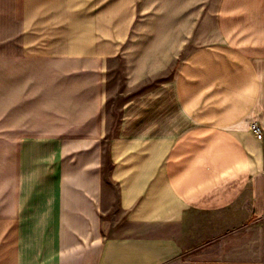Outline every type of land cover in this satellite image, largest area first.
I'll return each mask as SVG.
<instances>
[{
  "label": "crops",
  "instance_id": "obj_1",
  "mask_svg": "<svg viewBox=\"0 0 264 264\" xmlns=\"http://www.w3.org/2000/svg\"><path fill=\"white\" fill-rule=\"evenodd\" d=\"M5 62L0 264H264V0H0Z\"/></svg>",
  "mask_w": 264,
  "mask_h": 264
},
{
  "label": "rangeland",
  "instance_id": "obj_2",
  "mask_svg": "<svg viewBox=\"0 0 264 264\" xmlns=\"http://www.w3.org/2000/svg\"><path fill=\"white\" fill-rule=\"evenodd\" d=\"M109 65H110V76L107 80V85H108V103L109 105L111 103L115 104L116 103H120L123 99H125V93H123L121 90H122V68H121V63L119 61H111L109 62ZM0 67H3L4 68H11L12 66L7 64V62H5L4 65H1L0 64ZM15 69H20L21 67L17 65L14 66ZM64 69H68V66L67 65H63L62 66ZM13 68V67H12ZM3 88V92H1ZM15 89V87H14ZM22 94H18L16 91H15V96L18 97V96H21ZM7 96H12V94H7L6 92V83L3 82L2 80L0 81V120H1V124H0V128L1 129H6V127L8 126L7 125V115H8V100H7ZM85 95H82V94H79V97H84ZM108 105V106H109ZM33 111V110H32ZM18 112V110H17ZM107 112L110 113V115H114V112L113 110L109 107L107 109ZM20 113H21V116H22V109H20ZM88 118H91L93 119L92 115H88L87 113H85L84 115H78V117L74 120H76V123L74 124H62V125H54L52 126L55 131H58V132H67V133H103L104 132V129L105 125H96V124H93V123H85V124H79L78 121H83V122H86L88 120ZM36 128H38L39 126H34ZM51 126H49L50 128ZM239 210V211H238ZM232 212H238L240 215L238 214H235V217L238 216L240 217L241 214L243 213V207L241 205V207H239V209L236 210V208H234L232 210ZM263 214H264V210H263ZM227 217L228 220L229 219H232L233 218V215L229 213L228 216H223V218H220V219H208V221L206 220H203L204 222L208 223L210 227L213 226V224H218L220 223V221L218 220H221V221H224L223 224H224V227H230V224L231 222H234L235 224V227H238V226H241V225H244V224H247V221H243L242 219L239 221L237 219H234V221H227ZM197 220H199V218H196ZM199 239H202L203 241L205 240V238H201V237H196V236H193L192 237V243H193V240L197 241ZM203 241H199V242H203Z\"/></svg>",
  "mask_w": 264,
  "mask_h": 264
},
{
  "label": "built area",
  "instance_id": "obj_3",
  "mask_svg": "<svg viewBox=\"0 0 264 264\" xmlns=\"http://www.w3.org/2000/svg\"><path fill=\"white\" fill-rule=\"evenodd\" d=\"M249 130L253 133L255 139L261 141L264 140L263 128L256 122H251L249 124Z\"/></svg>",
  "mask_w": 264,
  "mask_h": 264
}]
</instances>
